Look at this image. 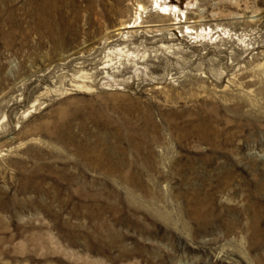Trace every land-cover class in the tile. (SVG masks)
Listing matches in <instances>:
<instances>
[{"label": "rangeland", "instance_id": "obj_1", "mask_svg": "<svg viewBox=\"0 0 264 264\" xmlns=\"http://www.w3.org/2000/svg\"><path fill=\"white\" fill-rule=\"evenodd\" d=\"M0 264H264V0H0Z\"/></svg>", "mask_w": 264, "mask_h": 264}]
</instances>
